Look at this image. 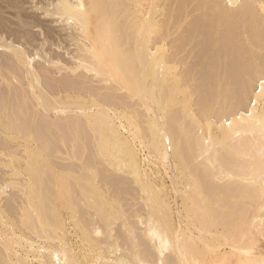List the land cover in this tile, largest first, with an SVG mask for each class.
<instances>
[{"label": "bare ground", "instance_id": "obj_1", "mask_svg": "<svg viewBox=\"0 0 264 264\" xmlns=\"http://www.w3.org/2000/svg\"><path fill=\"white\" fill-rule=\"evenodd\" d=\"M51 10L54 11L48 9L46 13L52 12L54 15L57 14L59 17L61 16V18L66 15V23H70V25H75L77 18L80 19L82 15L87 13L101 14L104 19L105 17L110 18L109 20L105 19V21L101 18V21H96L95 25L93 23V28H95L97 32L106 31L105 34L107 35L104 37L103 43L108 47L107 49L110 50L108 54L113 51V49L111 51V48L117 47V49H120V47H122L121 45L118 46L120 43L116 44L120 41L116 42L114 39L117 33H114V36L111 35L115 28L119 27L114 17H117L118 13L128 12L126 17L130 19V22L129 19L125 21L127 18H124L127 29H132L133 31L131 33H144L136 37H140L137 39V42L140 43L139 45H141L140 48L142 47V51L146 53L144 54L147 55L145 57H148V60L150 59L149 63L148 60H144V64L147 65H151L155 61L159 51L162 58L168 59V56H173L174 58L179 55V50L182 48L180 46H184L185 48L187 45L190 46L189 52H187V60L189 59L188 53H190L192 57L190 60L192 62V67H194L191 71H187L186 74L189 76L191 74L197 78V83H195L193 89H196V92L199 93L200 102H198L202 106L204 118L207 116L204 120L206 121L205 123L210 128L213 121L218 125L219 130L216 135L209 132L210 136L205 137L203 134L201 137L197 135L198 133L196 134L195 130H192V124L187 125V123H184L181 125L179 122L180 124L177 123L176 125V123L172 121L174 125H170L171 127L168 126L170 131L164 128L167 132L163 130L161 126L160 128L156 127L154 135L151 134V137L153 136L151 139L153 151L164 158L168 154L173 160H175V158L177 160L179 155L181 157L179 158L180 160L187 154L185 156L188 158L187 160H185L186 158L183 161L180 160L182 164L183 162L185 163L183 165H185L184 168L187 172L182 175H177L172 179L171 183L173 187L168 191L167 195L169 198L167 207L168 215L164 220L162 218L163 211L159 208L156 209V214H153V217L149 213H146L148 219L146 216L143 217L145 219L139 217L140 219L135 229L137 235L135 238L136 243L133 244L134 251H130V249L126 251L128 254L130 252L133 253V256L130 254L127 256L124 255L119 259V262L120 264H179L186 256L199 253L200 250L195 246L194 238L201 233L205 225L215 222H220L225 225L234 222V220H238L236 216L240 208L238 205L235 207V203L237 204V197H242V187H244L242 184L251 187L255 186L253 190H257L259 197L264 194V0H57L53 4V9ZM177 12H179L178 15L181 17L179 20H176L178 19L175 14ZM95 14V18H98ZM94 16H92L93 20ZM172 17L176 18H173V23L171 22ZM163 20L168 21H164L162 24L161 22ZM89 23L92 24V22ZM86 26L87 24L82 21L79 27L76 25V27H78L76 30L82 32ZM89 26L90 24L87 28ZM66 27L67 26H64V28ZM122 28L125 30V27ZM62 29L63 28H61V30ZM70 29L72 28H69V30ZM123 29L122 31L124 32ZM63 30L65 31V29ZM72 31L70 32L73 33ZM122 31L120 30V32ZM154 31H160L159 33L162 37H157L160 40L156 38V40H154L153 37H148L152 35ZM115 32H117V29ZM68 34L70 33L68 32ZM89 34L91 35L92 32ZM145 34L148 36L141 37ZM81 36L79 38L77 35L75 38H79L80 41ZM122 36L121 34L120 37ZM70 37L73 38L71 34ZM91 38L90 40H93ZM82 40L83 42L77 43L78 48L76 52L73 53L70 51L73 48L71 45V47L69 46L71 49L66 47V52H54V50L58 48L57 47L53 50V54L50 53V55L42 56L43 59H41L39 63L38 61H36V63L35 58H32L33 55L31 56L29 52L19 47L20 45L18 44V46L11 43L2 45L3 52L0 51V62H2V65H14L12 68L18 67L19 69V73H15L16 78L14 79L16 80L12 81L13 79H11V77V80L8 81L5 80L6 78L4 76L2 79L5 78V81H3H8V83L6 82L8 85L5 84L2 89L0 87V127H2L0 129L3 131L0 130V135L1 133L3 134L4 140L10 141V133L7 132V129L10 125H15L19 128H26L27 130L29 128L31 132L34 130L35 134L33 133L32 136L38 141H44L46 144L53 143L52 141H55L53 136L56 135V132H54L55 130H65L82 125L83 120L80 112H86L85 109L89 110L90 106L93 107L94 103V106H96L97 102L94 101L97 100L95 99L100 100L98 103L102 101L101 99H104L102 101L104 103L107 102L108 99L119 100L117 104L116 101L109 100L107 102L108 104H106L108 105L107 109L105 108L106 105L101 103L102 107L105 105L103 110L104 113L110 110L112 106H114L112 109L118 110L115 105H119V103H124L125 109L128 108L133 110V112L137 110L136 108L138 107L136 106H138V103L131 101L133 100L131 95V100H126L123 95L117 92L120 86L118 87L115 82L113 83L109 80L106 82L101 81L100 79H103L104 76L102 78H100L101 76H96V74L99 75V69H102L100 66L104 64L103 60L105 55L102 54L103 57L100 58V55L98 56L99 53L96 52L94 48L96 45L94 46L92 43H88L86 38H82ZM132 40L134 41V39ZM56 44L58 43L56 42ZM59 44L62 45L61 42H59ZM121 44L123 45L122 42ZM105 50L104 52H108ZM114 50L116 49L114 48ZM35 51L36 49L34 52ZM142 51L140 50L139 52ZM101 53L102 51L100 54ZM112 53L110 56L113 55ZM117 53H119V51L116 53L114 52V54ZM108 54L106 53V55ZM126 54L125 52V55ZM120 57H122L123 60H125V58L128 60V57ZM152 57L155 59H152ZM117 59V62H119V57ZM106 60L108 61V59ZM7 62L10 64L8 65ZM150 62L152 63L150 64ZM97 63H99V65ZM120 64L121 61L119 65ZM123 64L125 63H122L121 67H124ZM127 64L129 65V63ZM132 64L130 66L131 68ZM153 64L148 66L153 68ZM96 65L100 68L98 69L95 67L94 69ZM109 65H111V63ZM112 65L110 67L113 70ZM119 65H116V68L117 66L120 67ZM121 67L118 69H121ZM146 67L145 69H147ZM156 67L157 66L154 65V69ZM126 68L127 67H125V69L122 68L123 70L121 69V71L127 70L129 72V69H131ZM151 68H148L146 73H152L150 71H154V69L152 70ZM160 68L161 67H157L158 70H155L156 72H153V76L150 77L151 79L154 77V79L158 81L157 85H159V88L162 87V83L167 81L169 77L171 79H177L179 76L175 65L164 63L163 68ZM18 69L15 68L17 71ZM7 70H10V68ZM104 70L101 71L105 73ZM103 73L100 75H103ZM154 73L156 74L154 75ZM113 74L116 75V73ZM128 74H125V76ZM152 74H149V76ZM133 75H135L136 82L141 81L140 77L142 74L140 76L138 73L137 76L136 74ZM108 78L105 77V79ZM127 78L131 81L128 76L126 79ZM112 80L114 81V78ZM255 81H259L258 87L260 93L256 90L258 94L255 93L253 102L250 104L251 107L244 110L246 103H248L250 99ZM132 83L134 84V82ZM127 89H129V87H127ZM125 90H121V92L125 94ZM127 94H129V92L125 95L127 96ZM78 95H81V97L78 98ZM93 96L95 99L93 100L92 98L91 100ZM95 96H98V98ZM133 96L135 97V95ZM76 97L79 100L76 99ZM75 99L78 102H75ZM219 99L220 103H218ZM170 100L171 99H169V101ZM91 101L94 103L92 104ZM215 102L219 104L216 108L213 106ZM71 103L73 107L70 105ZM171 103H173V100ZM257 105L261 107H257ZM70 106L73 110H75L74 108H78L79 110L77 109L73 112L71 111L72 113H68L67 111L71 110V108H69ZM167 106L169 107L170 105ZM64 107H67L69 110L66 111ZM134 107L136 108L134 109ZM162 109L164 110V108ZM65 111L67 113H65ZM227 116H229V122H227L228 120L225 118ZM174 118L177 119L175 116L173 119ZM191 120L195 123H202L199 122V118H191ZM92 121L93 119H88L87 122L92 123ZM117 132L119 134L118 137L121 139L120 135L122 134L118 130ZM57 137L63 139L60 135ZM168 139L170 145L167 143ZM181 153L184 155L182 154L181 156ZM172 158L170 160H172ZM178 162H175V164L177 165ZM1 163H3V161ZM175 164L174 166H176ZM4 166L1 167L3 168ZM236 168H240L246 172L244 177H246L247 174L250 175L248 183L245 181L242 183V181L240 182L238 179L235 180L234 177L233 179L235 181L231 180L232 176H234L232 175L234 173L233 171H235ZM204 171L207 173H204ZM241 172L244 174L243 171ZM241 172L239 173L241 174ZM2 173H10V169L2 170ZM0 177L3 179V181L0 182V187L2 191H4L3 193H6V189L10 188V186L7 185L9 187H6L4 190L7 179L3 175ZM239 177H241V175H239ZM24 184L26 185V183ZM18 189L20 190V188ZM245 189L247 190L246 186ZM255 195L256 193H254L252 197ZM248 196H250V194ZM8 197L11 196L8 195ZM8 201H10L9 198ZM8 201H6V203ZM239 206H241V204ZM236 208L237 210H235ZM257 214V212L254 213V216L250 214L253 216L249 218L250 223H262L261 219H264L262 217L263 215H261L262 213H259L258 217ZM241 220H243V218ZM129 241V239L125 240V242ZM127 245L130 246L132 244H126V246ZM57 246L58 248L56 249L49 247L46 253L44 252L40 255L42 257H40L41 259L39 260L40 263L42 262L41 264H55L54 257L59 255V253L63 255L60 264H69L71 262L72 257L69 255V252H63V250L59 248L62 246ZM229 252L230 250L228 247L221 248L217 246L212 250L215 258H221ZM237 262V264H264V242L259 247L254 248L250 253H247L245 257L240 256Z\"/></svg>", "mask_w": 264, "mask_h": 264}, {"label": "rangeland", "instance_id": "obj_2", "mask_svg": "<svg viewBox=\"0 0 264 264\" xmlns=\"http://www.w3.org/2000/svg\"><path fill=\"white\" fill-rule=\"evenodd\" d=\"M55 1L57 0H0V51L3 52L2 45L5 43L18 44L20 45L19 47L29 52L31 56L33 55L32 58H35V62L38 61L39 63L41 62L40 60L43 59L42 56L50 55V53L53 54L55 51L58 53L66 52V47L70 48L72 46L73 48L69 50L73 53L76 52L78 48L77 43L83 42L82 38H86L88 43H92L94 46L96 45L94 48L96 49L95 51L99 53L98 56L100 55V58L105 55L103 60L104 64L100 66L102 69L97 67L99 63L94 66V69L95 67L101 70L105 69V73L99 69V75L96 74V76H101L100 78L104 76L103 79H100L103 82L108 80L113 83L115 82L118 87L120 86L117 92L129 101L132 96L133 100L131 101L137 102L138 106L136 107L138 108L134 107V109L136 108L137 110L133 112V110L128 108L125 109L124 103H119V105L114 104L116 108H118V110H114L112 109L114 106L110 107V105L113 104H110L109 107L111 109L109 108L110 110H107V115L103 110L104 106L108 104L107 102L111 99H108V101L104 103L102 102L104 99L100 98L102 101L99 102V104L98 101L100 100L95 99L93 96L91 100L92 98L93 100H97L94 102L98 104L96 103V106H94L95 103L91 101L92 104L94 103L93 107L90 106V109L88 107L89 110L85 109L86 112H80L83 120L82 125L65 130H53L56 132V135L53 136L55 139V141H52L53 143L46 144L44 141H38L32 136L33 133L35 134L34 130L31 132L29 128L27 130L26 128H19L15 125H10L7 129V132L10 133V141L4 140L3 134L1 133L0 142L2 144L0 143V160L1 162L3 161V163L0 162V165L6 166L3 168L0 166V176L3 175L7 179L4 190L6 187L8 188L10 186V188L6 189V193H3L4 191H2L0 187V195L2 196H0V264H41L42 262L40 263L39 260L42 257L40 255L44 252L46 253L49 247H53L54 249L58 248L57 245H61L62 247L59 248H61L63 252L68 251L69 255H71L72 259L69 264H120L119 259L124 255L127 256L130 254L133 256V253L130 252L128 254L126 251L129 249L130 251H134L133 244L136 243L135 238L137 235L135 229L139 219L144 216L148 219L146 213L151 214L153 217V214H156V209L159 208L163 211L162 218L164 220L168 215L167 207L169 198L167 195L168 191L173 187L171 183L172 179L177 175H182L187 172L184 168L185 165H183L185 163H181V161L186 158L185 156L187 154L184 155L181 153V156L183 154L184 158L182 157L180 161V155L177 160L176 158L173 160L168 154L164 158L153 151L151 146V139L153 136L151 137V134L154 135L156 127L160 128L161 126L163 130L167 132L166 129L170 131L168 126L172 125L173 122L176 123V125L179 122L181 125L184 123H187V125L192 124V130H195L196 134L198 133L197 135L201 137L203 134L205 137L210 136L209 132L216 135L219 128L213 121L210 128L205 123L206 121L204 120L207 116H205V118L203 116L202 106L199 104V93L196 92V89H193L195 83H197V78L191 74L190 76L186 74L187 71H191L194 67H192V62L190 60L192 58L190 53H188L189 59L187 60L189 45H187L186 48L180 46L182 48L180 50L178 49L179 55L174 58L173 56H168V59H164L160 56L161 53L159 51L156 55V59L152 57L155 61H152L154 64L150 62V64H153V68H151L149 66L152 64H148L149 66L144 64V60H148V57H145L147 56L144 55L146 53L142 51V47L140 48L141 45H139L140 43L137 42V39L140 37L137 38L136 36L144 33H131L133 30L127 29V24L124 23V18H127L128 12H122L118 13L117 17H114L117 26L120 28H115L117 32L112 30L113 33L111 34L112 36L116 33L118 34L115 35L116 37H114V39L116 42L120 41L116 44L120 43L118 46L121 45L122 47H120V49L114 47L116 50L111 48V51L113 49L115 53L119 51L117 54H114L112 51V56H114L112 57L110 56L111 53L108 54L110 50H108V47L103 43L104 37L107 35L105 34L106 31L99 33L93 28V23L95 25L96 21H101V14L87 13L82 15L80 19L77 18L75 25H70V23H66V15L61 18V16L59 17L57 14L54 15L52 12L46 13L48 9L54 11L51 9H53ZM178 13L179 12L175 13L177 16L174 15L178 17V19L172 17V23L174 19L179 20L181 18ZM94 14L97 15L98 18H95ZM92 16H94V20ZM119 16L122 17L120 18ZM102 19L105 21V19L109 20L110 18L105 17V19ZM128 19L129 18L125 19V21H128ZM82 21H84L87 26L90 24V26L88 28L86 26L84 31L82 30V32H80L76 29H78ZM164 21L166 22L168 20H163L161 23L163 24ZM89 22H92V24ZM76 25L78 27H76ZM64 26L67 27L64 28ZM122 27H125L126 31ZM61 28L65 29V31L63 29L61 30ZM69 28L72 29L69 30ZM120 30L122 32H120ZM160 31H154L152 35L148 36L145 34L141 37L148 36L150 38L153 37L154 40H160L159 38L162 37L159 33ZM68 32L74 39L70 37ZM90 32H92L91 35L89 34ZM119 33L120 36L121 34L123 36L120 37ZM77 35L79 38L81 36L80 41L79 38H75ZM90 38L93 40H90ZM132 39L136 41L134 42ZM56 42L58 44L61 42L63 47L61 44H56ZM35 49L36 51L34 52ZM104 50L108 52H104ZM140 50L142 52H139ZM101 51L102 53L100 54ZM125 52L127 53L126 55ZM106 53L109 56L106 55ZM120 56L128 57L129 61L126 58L123 60ZM118 57L121 61L120 65V61L117 62ZM106 59H108L109 62ZM126 60L129 65L126 63ZM9 62H7L8 65L10 64ZM0 63V87L2 89L9 80H16L14 79L16 78L15 73H19V69L15 67L18 69L17 71L15 68H12L14 65H9V67L5 64L2 65V62ZM110 63L111 65L113 64V70L110 67L111 65H109ZM122 63L127 65L123 64L124 67H121ZM164 63L175 65L179 76L177 79H171L169 77L170 79L168 78L167 81L162 83V87L159 88V85H157L158 81H156L154 77L153 79L150 77L153 76V72H156L155 70L159 69H157V67L163 68ZM131 64L132 68L130 67ZM116 65H119L121 69H125V67H127L126 69L131 68L129 70L132 71L131 73L127 70L121 71V69H118L120 67L117 66L116 68ZM154 65L157 66L155 69ZM7 67L12 70H7L9 69ZM145 67L147 69H154V71H150L152 73L147 72V74V69H145ZM110 71L116 73V75ZM102 73L103 75H100ZM137 73L139 76L142 74L140 77L141 81L138 82L135 81V75H133L136 74L137 76ZM125 74L128 75L125 76ZM149 74L152 75L149 76ZM155 74L156 73H154V75ZM4 76L6 78L4 79L8 80L6 81L7 83L2 79ZM127 76L131 81L128 80V78L126 79ZM97 77L95 78L98 79ZM105 77L109 78L105 79ZM113 78L114 81L112 80ZM132 82H134V84ZM258 84L259 81L254 82L250 99L248 103H246L244 110L251 107L250 104L253 102V98L257 92L256 90H260ZM127 87H129V89H127ZM123 89L127 90V92L125 90V94L129 92L127 96L123 94L124 92H121V90L124 91ZM133 95H135V97ZM77 97L76 99L80 98L81 95ZM96 98H98V96ZM76 99L75 102L77 101ZM169 99L171 100L169 101ZM172 100L173 103H171ZM117 102H119V100L116 101V104ZM72 103L70 104L71 106ZM101 103L105 105L102 107ZM218 103H220V99ZM218 103H213V106L216 108L219 105ZM165 104L170 106L168 107ZM71 106L69 107L71 110L67 109V107H64V109L66 111L69 110L67 111L68 113H72L78 109L74 108L75 110H73V106ZM107 106L108 105L105 107L106 109ZM257 107L261 106L257 105ZM162 108H164V110ZM66 111L65 113H67ZM174 116L177 117L178 120L175 118L173 119ZM191 118H199V122L202 123H195ZM225 118L228 120L227 122H229V116ZM88 119H93L92 123L87 122ZM108 121L112 125H110ZM117 130L122 134L120 135L121 139L118 137L119 134ZM59 135L62 136L63 139L58 138L57 136ZM168 141L169 139L167 143L170 145V141ZM170 157L173 161L180 162L176 165L175 162L170 160ZM187 159L188 158L185 160ZM172 162L176 166H174ZM4 168L10 169V173H2V170H5ZM238 171L244 172V170L236 168V170L233 171L234 173H231L234 175L231 180L238 179L240 182L242 181V183L243 181L248 183L250 175L247 174V178V175L244 177L246 172H244V174L241 172L240 174ZM204 173L207 172L204 171ZM238 174L241 175L242 178L239 177ZM10 179L15 180L12 182ZM2 181L3 179L0 177V182ZM24 183H26V185ZM242 185L244 186L242 187V197H237L239 203L238 201L237 204L235 203V207L238 205L240 208L236 216L238 220H234V222L225 225L220 222L205 225L201 233L194 238L195 246L200 250L199 253L186 256L179 264H237V259H239L240 256L245 257L246 254L250 253L254 248L262 245L264 242V219H261L262 223H250L249 218H252L256 212L258 213L257 217L259 213H262L261 215H263L262 217L264 218V194H260L261 196L259 197L257 190H253L255 186ZM245 186L248 191L245 189ZM18 188H20V190ZM253 191L256 193V197H252L254 195ZM249 194L251 197L248 196ZM8 195L11 197H8ZM8 198L10 201H8ZM6 201L9 203H6ZM240 204L241 206H239ZM235 210H237V208ZM246 211L250 212L248 213ZM242 218L243 220H241ZM126 239L130 241L125 242ZM126 244L132 245L126 246ZM217 246L221 248L228 247L230 252L221 258H215L212 250ZM54 259L55 264H60L63 255L59 253Z\"/></svg>", "mask_w": 264, "mask_h": 264}]
</instances>
